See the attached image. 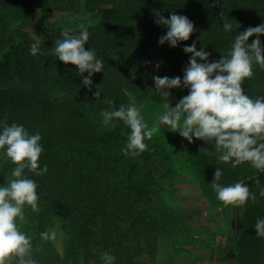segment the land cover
<instances>
[{"label": "trees", "instance_id": "trees-1", "mask_svg": "<svg viewBox=\"0 0 264 264\" xmlns=\"http://www.w3.org/2000/svg\"><path fill=\"white\" fill-rule=\"evenodd\" d=\"M103 1L110 5L113 15L117 17H133L138 19L137 21H140L139 18H145L144 24L139 22L140 29L133 33L135 41L132 42L123 41L113 34L93 30L97 53L104 62V78H92L93 87L89 91L71 64L65 65L57 60L55 70L61 80L64 96L51 95L47 89L36 84L18 89L15 84L0 83V92L10 88L18 89L28 94L36 105L33 115L0 112V122H7L9 125L21 124L31 134L36 132L41 134L45 152L41 156L40 165L43 168L46 164L48 172L43 176H34L27 172L26 175L34 179L43 190L42 202L46 203L43 213L61 214L68 221L67 232L70 236L66 253L68 260L74 264L79 263L80 256L87 250L85 256L89 255L93 261L102 264V256L98 249L114 255L112 249L114 247L116 250H123L117 257L115 256L116 258L121 259L122 253H126L128 256L150 263L151 259L147 253L152 252L151 247L150 245L145 247L144 244L145 239L146 241L149 239L145 238L144 206L136 201L132 203L127 198L115 201L114 197L117 196L116 194L112 196L110 188L114 182H122L131 192L148 190L158 187L159 179L152 169L140 168L136 158L125 156L121 151L122 145H112L109 142L115 134L127 132L128 127L119 120L115 121L114 128L105 126L100 113L103 110L116 109L122 103L127 104L128 97L123 92L125 88L134 93L136 99L137 93L142 95L145 92V84L138 79L142 70L148 77L152 90L155 88L152 76L156 75L157 70L156 62L151 60L154 44L151 45L150 42L155 43L156 39L153 36L161 33L165 27L154 22L156 18L154 10H157L156 6L160 4V0ZM163 2L168 8H162L160 12L166 18L175 11L179 15H186L196 25V31L188 41L183 42L184 45H191L195 41L198 50L204 45L207 51L220 55V58L223 54L227 55L229 50L221 47L227 40L233 43L238 31L242 32L250 26L264 24V0H219V3L216 0H163ZM33 3L43 12V19L47 20L45 17L47 6L42 4L41 0H33ZM222 13L233 24V31H224ZM19 17L22 19V16ZM30 22H34L33 18H27L22 25L27 26L26 24ZM237 22L241 25L239 29L235 27ZM9 26V20L0 11V29L9 34L12 32ZM255 39V36L251 37L249 43ZM260 39L264 42V36ZM4 40L9 47L3 52L0 48V64L11 59L17 51V44L9 35ZM142 41L145 43H140ZM188 57L190 58V54ZM146 61L153 64H143ZM139 68L142 70L138 71ZM128 71L137 79L128 81L129 77L125 75ZM163 76L178 75L175 72L171 75L163 72ZM97 86L101 93L98 100L94 97ZM243 86L245 93L250 97H264V70L254 66L253 78L245 80ZM182 90L183 88L172 90L171 97L176 99V103L177 98L179 100L184 96ZM153 92L160 97L155 89ZM105 98L113 100L114 104L98 105ZM92 106L97 107L98 116H88L82 112ZM107 172L113 176H106ZM228 174L231 180L244 181L248 185L252 183L254 177L264 178V173L242 166L229 168ZM115 203L118 206H127L128 213L123 217L131 222L129 227L122 226L120 222L118 224L117 217L111 211ZM231 207L232 235L230 241L215 254L214 262L247 264L242 255L235 253L233 244L244 226L241 207ZM137 220L142 221L141 227L140 224L135 225L138 223ZM84 244L86 248L80 252L79 246Z\"/></svg>", "mask_w": 264, "mask_h": 264}, {"label": "rangeland", "instance_id": "rangeland-1", "mask_svg": "<svg viewBox=\"0 0 264 264\" xmlns=\"http://www.w3.org/2000/svg\"><path fill=\"white\" fill-rule=\"evenodd\" d=\"M103 0H41L47 6L44 20L40 8L34 6L33 0H0V11L10 22L7 31L0 29L1 52L9 47L4 40L8 35L17 44L16 54L0 64V83L15 84L18 89L23 86L36 84L45 88L51 95L64 96L61 80L57 76L55 65L58 57L51 55V49L57 39H62L61 32L64 29H71L78 32V25L84 23L89 27L90 39L86 44V49L94 48L97 53L96 39L93 30L119 36L123 41H135L134 37L140 24H144L145 18L134 19L133 17H117L113 15L110 5L103 3ZM106 2H109L107 0ZM22 3V4H21ZM156 6V5H155ZM158 11L168 8L163 0L156 6ZM22 16V19L19 17ZM141 16V15H140ZM27 18H33L34 22L22 25ZM43 19V20H42ZM196 26V25H195ZM166 28L161 33H156V39L150 42L154 44L151 53V60L161 62L156 75L163 76V72L171 75L183 77V69L189 57L183 51L184 43L181 42L176 48L168 44L158 43L161 35L165 34ZM157 36V37H156ZM228 38V37H227ZM229 39V38H228ZM138 40V38L136 39ZM38 42L40 50L48 54L32 55L30 47L32 43ZM140 43H145L142 41ZM232 41L227 40L221 48H231ZM227 49V50H228ZM228 50V51H229ZM120 50H116V52ZM211 52V51H209ZM210 61L220 59V55L211 52ZM97 58L101 59L97 53ZM145 61V60H144ZM153 64V62H151ZM145 64V63H143ZM151 65V64H149ZM73 68L78 72L75 65ZM154 66V65H153ZM141 71L142 68L137 69ZM87 73H85V76ZM128 81L137 78L133 73H125ZM104 78L102 73H95L92 78ZM170 77V76H168ZM139 81L145 86V92L137 93V105L143 104L142 115L151 126L163 113L161 97H157L150 87L148 77L142 70ZM83 80V79H82ZM115 80V79H114ZM244 87V86H243ZM18 89L10 88L0 92V112L35 114V104L31 97ZM245 89V88H244ZM184 96L188 94V89L183 88ZM177 98V102H178ZM172 106H175L176 99L170 98ZM98 105H103L100 103ZM97 107H89L83 110L88 116H98ZM99 119V118H98ZM101 121V119H99ZM161 125V131L156 133L151 141L145 142L149 145V151H145L140 156L134 157L138 160L140 168L152 169L159 179L160 185L148 190L131 192L130 188L122 182H114L110 188L112 196L116 194L115 201L119 198H127L132 203L144 206L145 210V247L150 245L151 253L147 256L150 263L139 260L137 257L128 256L122 253L115 259L114 264H219L214 262L215 254L223 248L232 235L231 224L233 220V208L225 207L216 197L211 188L214 181V172L217 167L223 170L220 183L227 186L234 184L228 174L231 164H222L215 155H204L199 152L202 147H209L205 141L195 140L190 143L181 137L179 133L171 132ZM130 129L122 134H115L109 139L112 145H122L127 143V135ZM242 167L252 168L249 163ZM15 167L12 162L3 158L0 153V185L6 183V179L11 178V170ZM106 176H113L112 173H105ZM261 186H264V178L260 179ZM39 186V185H38ZM251 190L257 194V202L249 201L241 207V214L244 219V226L239 237L234 241V250L238 255H242L247 264H264V238L257 237L254 227L257 218L264 219V197L259 196V189L255 180L249 185ZM41 189V190H40ZM39 200V211L32 212L26 206V216L28 223L21 226L22 231L33 237V258L39 264H74L66 257L70 242L67 232V219L61 214H44V204L42 199L43 190L40 186L37 189ZM123 194V196H121ZM125 195L129 197H125ZM121 196V197H118ZM111 211L118 219V224L129 227L130 221L123 216L128 213L127 206L113 205ZM131 212V211H130ZM129 212V213H130ZM140 224L142 221L137 220ZM59 223L63 235L53 243L45 242L40 238V233L55 227ZM82 252L86 246H79ZM116 256L123 250H116ZM100 254L102 252L100 249ZM87 253V250H85ZM82 253L80 262L76 264H99L93 261L91 256ZM110 253V252H108ZM124 262V263H123ZM104 264V261L103 263Z\"/></svg>", "mask_w": 264, "mask_h": 264}, {"label": "clouds", "instance_id": "clouds-1", "mask_svg": "<svg viewBox=\"0 0 264 264\" xmlns=\"http://www.w3.org/2000/svg\"><path fill=\"white\" fill-rule=\"evenodd\" d=\"M219 3V0H216ZM155 23L167 29L158 43L176 48L181 42L188 41L196 31V26L186 15L175 11L166 18L160 11L154 10ZM225 32L233 31V24L221 14ZM79 31L64 29L62 39L54 42L51 55L65 65H75L83 85L89 91L93 87L92 76L104 73V62L97 58L94 48L86 49L89 44L91 24H79ZM237 29L241 25L237 22ZM256 39L249 43L251 37ZM264 24L238 31L227 55L210 61L212 55L204 45L198 50L196 42L185 45L183 51L190 58L183 69V77L154 75L155 90L162 99L163 113L151 126L145 121L137 105L136 96L128 89H123L128 97L127 104H120L116 109L103 110L100 115L105 126L116 127L115 121H123L130 129L127 143L121 149L125 156L137 157L149 151L146 140L151 141L161 131V125L169 131L179 133L190 143L195 140L205 141L209 147L200 148L204 155H215L222 164H231L237 168L249 163L252 168L264 173V97L252 98L245 93V80L254 76V66L264 70ZM32 55L48 54L40 50L38 42L30 47ZM202 61V62H201ZM151 64L150 61L145 62ZM161 63L155 64L159 71ZM85 73L87 75L85 76ZM188 89V94L172 106L170 98L173 89ZM99 86L94 93L99 99ZM102 103L112 105L114 101L105 98ZM39 132L31 134L21 124L0 122V153L15 165L11 178L0 185V264H39L33 258L34 246L32 235L22 231L21 226L28 223L26 206L32 212L39 211L38 184L27 173L43 176L48 172L40 159L45 149ZM223 170L217 167L211 188L225 207H243L249 201L256 203L257 194L244 181L223 185L220 183ZM259 189V196L264 197V186L259 177H254ZM257 237L264 238V219L257 218L254 225ZM63 235L59 223L55 227L40 233L45 242L55 243ZM104 264H114L116 257L107 251L102 254Z\"/></svg>", "mask_w": 264, "mask_h": 264}]
</instances>
